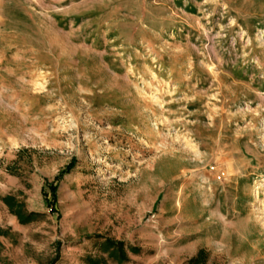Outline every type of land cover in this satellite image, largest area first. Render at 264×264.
Instances as JSON below:
<instances>
[{
  "label": "rangeland",
  "instance_id": "374dc122",
  "mask_svg": "<svg viewBox=\"0 0 264 264\" xmlns=\"http://www.w3.org/2000/svg\"><path fill=\"white\" fill-rule=\"evenodd\" d=\"M0 264H264V0H0Z\"/></svg>",
  "mask_w": 264,
  "mask_h": 264
},
{
  "label": "trees",
  "instance_id": "16d2710c",
  "mask_svg": "<svg viewBox=\"0 0 264 264\" xmlns=\"http://www.w3.org/2000/svg\"><path fill=\"white\" fill-rule=\"evenodd\" d=\"M70 168V165H68L64 171H67ZM48 189L50 190V194L52 197L53 202H55L56 199V187L49 184ZM42 194L44 198L47 200V191L43 188ZM3 202L7 205V207L17 216L18 220L20 222H26L29 221L31 218L35 216V213L29 212L27 214H24L23 209L21 208V204H17L12 196H5L3 197Z\"/></svg>",
  "mask_w": 264,
  "mask_h": 264
}]
</instances>
